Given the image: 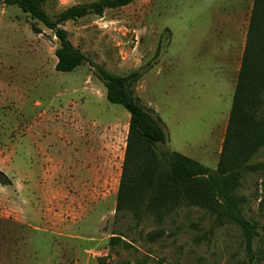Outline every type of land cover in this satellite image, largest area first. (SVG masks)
<instances>
[{"label":"rangeland","instance_id":"rangeland-1","mask_svg":"<svg viewBox=\"0 0 264 264\" xmlns=\"http://www.w3.org/2000/svg\"><path fill=\"white\" fill-rule=\"evenodd\" d=\"M102 0H50L55 17ZM254 0H137L69 22L72 45L112 74L141 72L134 96L177 153L217 170ZM33 28L41 31L34 33ZM59 41L0 4V264H246L241 229L180 205L159 218L118 213L131 115L96 69L56 71ZM237 195L264 225V151ZM264 264V235L255 241Z\"/></svg>","mask_w":264,"mask_h":264},{"label":"trees","instance_id":"trees-1","mask_svg":"<svg viewBox=\"0 0 264 264\" xmlns=\"http://www.w3.org/2000/svg\"><path fill=\"white\" fill-rule=\"evenodd\" d=\"M50 0H0V4L18 7L52 31L59 41L56 71L72 73L89 64L97 70L107 90L110 103L124 107L131 115L118 213H152L163 217L174 207L186 205L227 220L242 231L248 256L246 264H262L255 241L262 239L264 225L248 220L243 214L244 197L237 195L250 163L264 151V0H254L242 64L233 106L217 170L177 153L165 154L167 166L160 163L157 148L168 143L161 120L147 109L132 91L141 72L118 76L95 65L70 41L64 28L91 15L104 16L107 11L122 9L137 0H102L90 5L71 7L50 16L45 6ZM35 34L41 31L33 28ZM2 186L11 181L0 172ZM264 212V196L260 203ZM101 264H106L101 261Z\"/></svg>","mask_w":264,"mask_h":264}]
</instances>
